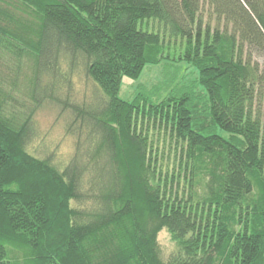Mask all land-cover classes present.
<instances>
[{
    "label": "trees",
    "instance_id": "16d2710c",
    "mask_svg": "<svg viewBox=\"0 0 264 264\" xmlns=\"http://www.w3.org/2000/svg\"><path fill=\"white\" fill-rule=\"evenodd\" d=\"M0 51L32 66L0 83V264H264V0H0ZM166 60L201 93L119 97ZM48 102L65 162L32 147Z\"/></svg>",
    "mask_w": 264,
    "mask_h": 264
},
{
    "label": "rangeland",
    "instance_id": "374dc122",
    "mask_svg": "<svg viewBox=\"0 0 264 264\" xmlns=\"http://www.w3.org/2000/svg\"><path fill=\"white\" fill-rule=\"evenodd\" d=\"M171 52H174V48ZM259 61L263 62L264 59L261 58ZM31 68L30 64L11 65L0 51V83L4 89L9 87H6V82H4L6 78L16 79V86L20 84L21 88L26 84L29 85ZM196 80L197 72L191 65H188V62L161 61L157 64L146 65L136 78L124 77L120 84L119 97L124 100H133L139 89L149 91L152 88L157 93L153 96V100L166 97L167 93L181 87H192L196 93H201ZM84 92H91V83L85 81L83 73H79L73 81L71 98L80 100ZM64 95L65 93L62 97ZM67 115V112L60 111V106L51 102L45 103L37 111L34 116L36 137L32 141V147L36 149V153L44 155L52 152L57 162H65L69 159L73 152V138L65 132ZM157 241L160 255L165 259L174 248L165 229L158 233Z\"/></svg>",
    "mask_w": 264,
    "mask_h": 264
}]
</instances>
